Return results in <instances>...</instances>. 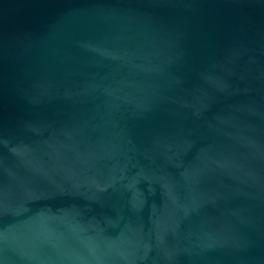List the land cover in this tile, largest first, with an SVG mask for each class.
I'll return each instance as SVG.
<instances>
[{
  "label": "water",
  "instance_id": "water-1",
  "mask_svg": "<svg viewBox=\"0 0 264 264\" xmlns=\"http://www.w3.org/2000/svg\"><path fill=\"white\" fill-rule=\"evenodd\" d=\"M0 264H264V0H0Z\"/></svg>",
  "mask_w": 264,
  "mask_h": 264
}]
</instances>
